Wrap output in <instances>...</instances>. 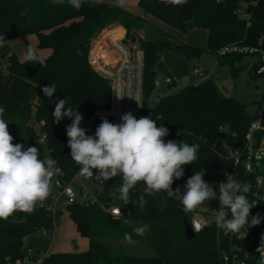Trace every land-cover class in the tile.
Masks as SVG:
<instances>
[{"label": "trees", "instance_id": "obj_1", "mask_svg": "<svg viewBox=\"0 0 264 264\" xmlns=\"http://www.w3.org/2000/svg\"><path fill=\"white\" fill-rule=\"evenodd\" d=\"M239 0H187L183 5H165L160 0H138L146 14L170 25L181 32L194 27L207 30L208 49L214 54L223 45L230 42H255V37L264 28V12L255 16L251 28L247 31L244 21L234 14ZM27 8V15L22 13ZM264 5L261 6V11ZM120 22L127 28V37L134 40L133 29L142 24V19L133 17L125 9L112 2L102 0H84L76 10L68 0H0V37L6 44L15 38L36 35L37 48H50L52 53L45 58V65L36 62L21 61L16 54L12 57L10 73H0V106L5 107L4 118L13 144H22L25 148L36 146L40 159L44 160L45 148L39 141L40 133L47 135V148L64 171L67 180L79 174L80 165L71 159L68 147L66 126L71 119L65 117L56 124L52 117L57 98H69L66 107L78 110L83 116L82 128L94 135L102 118H110L103 112L109 110L112 88L109 80L98 74L90 65L88 56L91 39L102 29L114 22ZM247 34V37H246ZM248 34L251 39H248ZM8 45V44H7ZM144 114L169 129V140L199 144L197 160L184 165V175L174 179L172 189L184 191L183 185L195 172L205 170L206 181L222 180L225 173L236 170L233 162L225 159L218 151L220 142L227 139L233 143L242 141L254 116L247 112L246 104L233 96L223 95L212 79L198 84L188 83L178 91L162 97L153 104L155 94L154 79L158 76L156 66L162 53L175 49L187 58L198 57L203 50L200 47L178 44L173 47L169 41L155 42L144 40ZM37 54L38 51L36 50ZM40 55V54H39ZM246 57L243 54H231L218 58L230 62L234 77L245 68L235 65ZM250 70L253 77L260 76ZM55 83L57 91L52 98L44 96L43 86ZM40 97L37 102L36 98ZM264 100V95L259 104ZM39 123V125H37ZM230 132L236 138L230 136ZM224 134V136H222ZM95 174V170H94ZM243 179V174L240 175ZM97 191L98 199L104 205L114 203L121 208L120 216H112L99 204H86L80 201L65 205L69 217L73 220L82 237L88 239V248L84 251L52 252L45 255L40 264H220L219 248L216 240V227L210 226L194 238L185 235L184 218L191 221L192 212L185 213L179 201L171 199L163 192L166 205L159 207L155 195L144 194L136 186L130 190L131 201H137L142 194L147 203L141 209L131 202L125 205L119 199L121 176L108 181L89 178ZM240 182V181H239ZM139 183V182H138ZM137 183V184H138ZM43 205L37 204L31 213L16 211L7 219H0V264H15L18 259L37 261L39 251L26 257L25 238L39 229L54 230L58 224L60 210L50 214ZM128 219L133 226L140 222L150 224V231L137 236L132 227L123 224ZM132 234L133 239H143L156 250L153 256L128 254L122 246L110 243L109 239L124 238V233ZM249 264H258L250 259Z\"/></svg>", "mask_w": 264, "mask_h": 264}, {"label": "clouds", "instance_id": "obj_2", "mask_svg": "<svg viewBox=\"0 0 264 264\" xmlns=\"http://www.w3.org/2000/svg\"><path fill=\"white\" fill-rule=\"evenodd\" d=\"M83 2L84 0H68L76 10L81 8ZM116 2L119 6H124L127 0ZM160 2L177 6L187 3V0ZM27 13L26 8L22 15ZM24 60L45 65V58L37 54L31 45ZM42 91L45 97L52 98L57 85L50 83L43 86ZM68 104V97L57 98L52 117L56 124L65 117L71 119V123L66 126V134L71 159L80 165L79 174L89 178L95 176L97 181H108L117 175L121 176L119 199L125 205L131 202L143 209L147 203L144 194L165 192L169 198L179 201L182 210L188 213L206 201L218 199L220 210L217 211L215 224L224 234H235L242 230L247 234L249 227L260 223L258 215L252 217L250 224L248 220L250 209L254 206L249 203L246 195L250 192L251 184H242L229 173H225L226 181L219 184L218 196L213 186L205 181L204 168L187 179L183 192L180 187L172 189L174 179H180L184 175L182 166L193 164L197 160L199 144L190 145L173 140L165 142L163 138L169 135L168 128L163 125L157 127L156 121L151 117L137 119L131 112L123 114L118 124L102 118L94 135H88L89 130L81 127L82 114L70 106L66 107ZM5 111V107L0 106V219H7L16 211L31 213L37 204L42 206L51 194L53 177L61 172L60 168L55 167L53 159H40L36 146L25 148L22 144H13L14 138L8 130L9 123L4 118ZM257 159H260L259 154ZM141 181L145 185L144 194L137 201H131L130 190ZM123 224L132 227V232L137 236H144L151 229L150 224L143 222L133 226L128 219H124ZM196 227L199 228L200 225ZM124 239L129 245L135 243L129 232L124 233ZM257 252L261 253L258 264H264V236Z\"/></svg>", "mask_w": 264, "mask_h": 264}, {"label": "built area", "instance_id": "obj_3", "mask_svg": "<svg viewBox=\"0 0 264 264\" xmlns=\"http://www.w3.org/2000/svg\"><path fill=\"white\" fill-rule=\"evenodd\" d=\"M262 5H264V0L238 1L234 14L238 19L244 21L247 31L251 28L255 16L258 14L261 17L264 12V9L261 11ZM105 28L91 39L88 56L91 67L102 77L109 80L111 84L110 108L103 113L114 124L120 123L121 116L127 112H131L137 119L148 117L144 114L143 101L144 50L140 43L130 40L125 33L121 34L120 31L113 30V28ZM248 39H251L249 34ZM254 40V43H243L242 41L227 43L216 51L215 56L220 58L231 54H243L255 57L251 68L255 65L254 72L264 76V28ZM13 55V50L6 42H0V73L4 76L10 73ZM210 78V74L202 67L195 66L190 72L188 83L198 84ZM179 83L180 81L177 78L166 76L160 79L157 76L154 79L153 104H156L162 97L175 92V89L179 87ZM116 95L123 98H118ZM157 127H160V125H157ZM230 136L234 138L235 134L230 132ZM39 141L47 146L46 133H40ZM217 149L225 159L232 161L236 167L235 171L228 173L242 184H251L250 192L246 195L249 203L254 206L250 209L248 220L250 224L252 217L258 215L261 218L260 223L249 227L247 234L243 230L235 234H224L222 230L217 229L215 224V217L217 211L220 210V203L218 199H213L206 201L193 211L190 221L191 227L195 234L210 226L214 225L216 227L220 264H249L250 259L258 262L261 253L257 252V248L260 246L262 236H264V100L259 104L243 140H235L231 143L227 139H223ZM257 154L260 155L259 160ZM49 158L56 162L55 167L61 169V172L53 177L52 191L48 197V202L45 204L46 210L50 214L55 215L62 204L66 205L78 201L77 196L83 194L86 190H89L90 194L81 201L82 203H97L112 216L122 214L121 208L116 204L110 203L107 206L101 203L97 195V191L102 190L101 187L95 188L93 186L92 189H88L85 184L77 187L75 179L79 174L75 175L73 179L67 180L58 161L53 157ZM242 174L243 179L240 180ZM221 181H226V177L222 180L206 181L213 186L217 196L219 195ZM198 224L200 225L199 228L196 227ZM31 253L33 251L29 249L28 255ZM22 263L21 259L15 262V264Z\"/></svg>", "mask_w": 264, "mask_h": 264}, {"label": "rangeland", "instance_id": "obj_4", "mask_svg": "<svg viewBox=\"0 0 264 264\" xmlns=\"http://www.w3.org/2000/svg\"><path fill=\"white\" fill-rule=\"evenodd\" d=\"M60 1V0H55ZM105 2H112L117 4L116 0H102ZM130 0H127L129 3ZM134 3L137 0H133ZM137 3V2H136ZM152 24H148L145 21L142 22L144 25L142 31H145L146 36L152 37L157 40H164L163 38L170 40L173 47L178 44H187L192 46L200 47L203 50L200 56L187 58L183 54L178 53L175 49H168L162 53L161 59L158 62V78L162 79L166 75L178 77L180 81L179 87L175 89L178 91L182 88L190 78V72L193 67H202L207 73L210 74L212 81H214L220 92L225 96H233L238 100L246 104L247 112L254 116L258 110L259 101L263 97L264 93V76L253 77L250 74L251 66L254 64L255 57L246 56L241 63L236 62L235 65L242 64L245 68L240 69L239 76L234 77L232 73V65L230 62L218 58L213 52L208 49V38L207 30L203 27H194L188 32H181L178 29L165 24L164 22L152 18ZM111 25V24H110ZM109 25V26H110ZM172 34V35H170ZM30 39L19 37L14 44V50L22 58L29 47V44L25 43L37 39L36 35L31 34ZM136 42V41H134ZM141 44V43H140ZM31 45V44H30ZM36 101H40V97L36 98ZM45 158L52 157L48 151L46 145H44ZM75 184L78 186L85 184L88 189L93 188V184L89 181L86 176H79L75 179ZM139 189H144L145 185L141 181L136 185ZM90 194L89 190L79 194L77 196L78 201L83 199ZM159 207L166 205V200L163 192L154 194ZM117 203V199L114 200V204ZM134 244L129 245L124 238L109 239L110 243L114 245H121L124 251L128 254L138 256H153L156 254V250L148 242L143 239H133ZM28 248L39 251L40 258L36 261H29L27 258L25 261L30 264H40L42 258L48 251L54 252H70V251H84L88 248V239L82 237L73 220L69 217V213L65 206L59 214L58 224L54 230L39 229L33 234H30L25 239L24 249L27 251ZM25 253V252H24ZM26 257L28 253L25 254Z\"/></svg>", "mask_w": 264, "mask_h": 264}, {"label": "crops", "instance_id": "obj_5", "mask_svg": "<svg viewBox=\"0 0 264 264\" xmlns=\"http://www.w3.org/2000/svg\"><path fill=\"white\" fill-rule=\"evenodd\" d=\"M137 2V3H136ZM135 3H134V1L133 0H130L129 1V3L127 2L124 6H120V7H122L123 9H125L126 10V12L129 14V16L130 15H132L133 17H138V18H140V19H142V22L143 21H145L146 23H148V24H152V22H153V19L152 18H155V17H153V16H151V15H149V14H146L145 12H144V10H143V8L141 7V6H139L138 5V0L136 1ZM118 5V4H117ZM143 27H144V25L142 26V24H140L137 28H134L133 29V34L135 35V38H134V40H132V39H130V40H132V41H136V42H138V43H142V41H144V40H153V41H155V42H160V41H167V39H165V38H163L164 40H157V39H154V38H152V37H149V36H146V34H145V31H142V29H143ZM108 28H113V30H116V31H120V33L121 34H123V33H125L126 34V36H127V28L123 25V24H121L119 21L118 22H114V23H112L110 26L108 25L105 29H108ZM170 35H172V34H170ZM30 37V35H26V36H22V38H27V39H30L29 38ZM19 38V37H18ZM18 38H15V39H12V40H10L7 44H8V46L13 50V52H14V54H16L17 56H18V58L21 60V61H23L24 60V56L22 57V58H20L19 57V54L13 49L14 48V44H16L15 43V41L18 39ZM37 38V37H36ZM169 42H171L170 40H168ZM29 42H30V44H31V46L35 49V50H37L38 51V53L40 54V55H42L43 57H48L51 53H52V50L50 49V48H37V43H38V39H36L35 41L33 40V39H31V40H29V41H27L26 40V42L25 43H27V44H29ZM29 44V45H30ZM157 66H158V64H157ZM157 66H156V69H157ZM158 71V70H157ZM166 76H170V75H166ZM165 76V77H166ZM170 77H173V78H178V77H175V76H170ZM188 82V81H187ZM187 84V83H186ZM185 84V85H186ZM64 206L65 205H61L60 206V209L62 210L63 208H64ZM80 234V233H79ZM26 239V238H25ZM88 244H89V241H88ZM25 245V244H24ZM29 249H31V248H28L27 249V251L23 248V250H24V252L25 253H28V250ZM33 250V249H32ZM86 250V249H85ZM52 252H54V251H48L47 253H46V255H48V254H50V253H52Z\"/></svg>", "mask_w": 264, "mask_h": 264}, {"label": "water", "instance_id": "obj_6", "mask_svg": "<svg viewBox=\"0 0 264 264\" xmlns=\"http://www.w3.org/2000/svg\"><path fill=\"white\" fill-rule=\"evenodd\" d=\"M224 136V134H222ZM184 225H185V235L187 239H192L195 236V232L191 227L190 221L185 217L184 218Z\"/></svg>", "mask_w": 264, "mask_h": 264}]
</instances>
